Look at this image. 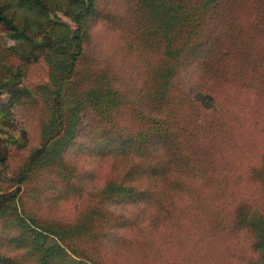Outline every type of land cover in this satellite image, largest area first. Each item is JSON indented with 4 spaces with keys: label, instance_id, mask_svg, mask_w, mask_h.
Segmentation results:
<instances>
[{
    "label": "rangeland",
    "instance_id": "374dc122",
    "mask_svg": "<svg viewBox=\"0 0 264 264\" xmlns=\"http://www.w3.org/2000/svg\"><path fill=\"white\" fill-rule=\"evenodd\" d=\"M38 1L44 9L43 16L16 5L13 0H0V13L10 23L8 26L0 23V254L11 258L24 256L16 238L19 231L8 216L11 213L22 217L27 228L38 233L45 224L82 226L88 222L91 210L100 209L102 215L108 212L115 216L119 225L99 224L102 223L99 212L93 216L87 224L93 234L89 245L92 252L88 254L92 261L87 257L82 264L262 261L248 230L226 232L216 225V221H226L229 215H225L226 211L240 201L235 196V184L229 179L224 182L218 173H211L213 178L206 180H196L197 175L187 177L178 184L179 188L164 185L170 190L166 195L154 189L157 206L153 202L144 210L112 204L104 198L107 196L102 190L104 183H126V172L136 166L138 159L129 150L115 145L101 148L95 139L132 121L127 106L140 105L147 88L151 94L154 78L145 81L143 75L152 69L159 49L147 44L140 33L142 26L138 19L142 11L137 0H91L94 13L90 18L78 17L88 6V0ZM241 1L233 5V12L242 10ZM56 30L66 33L55 35ZM142 35L144 48L136 49V53L132 48L125 49V43L133 45ZM249 48L263 59L254 69L260 74L259 81L252 77L250 66L231 62L220 70L221 78L216 82L202 73H194L196 76L192 77L196 78L191 82L187 75L176 81L175 89L179 91L196 88L217 96L206 110L199 111L188 103L180 105L183 119L179 124L188 123L189 135L190 128L196 132L194 124L199 123L204 129L202 124L208 128L209 119L218 123L216 139L232 155V162L228 160L230 167L226 160L218 161L222 173L228 168L229 173L247 169L257 164L264 152V40L251 42ZM234 51L238 55L236 61L241 62L240 53ZM207 65L213 72V60H208ZM191 68L193 71L196 66ZM104 76L116 88L120 101L125 102L120 121L115 120L114 129L108 126L101 130L96 122L98 117L87 114L83 130L61 155L57 150L51 156L54 162L59 157L61 165L40 167L46 154L45 145L49 151L60 149L55 147V139L63 145L71 136L70 125L79 111L76 96L83 101L85 92L101 86ZM225 121L227 128L223 126ZM208 140L190 138L192 145ZM144 181L132 180V184L143 187L147 182ZM222 187L231 190V194L226 195L225 191L222 198L206 194L208 189L218 191ZM241 189L238 191L247 199L249 213L252 216L261 213L264 225V197L252 187ZM126 218L130 219L125 221ZM39 238L42 248L51 243L45 236ZM75 244L85 246L86 239L80 237ZM66 254L68 262L78 260L69 250ZM60 260L54 256L49 264H58Z\"/></svg>",
    "mask_w": 264,
    "mask_h": 264
},
{
    "label": "trees",
    "instance_id": "16d2710c",
    "mask_svg": "<svg viewBox=\"0 0 264 264\" xmlns=\"http://www.w3.org/2000/svg\"><path fill=\"white\" fill-rule=\"evenodd\" d=\"M13 1L16 5L27 8L33 13L40 12L43 16L44 9L39 7L40 2L38 0ZM73 1L77 2L76 0ZM137 1L142 11V16L138 19L142 26L140 33H143L147 44L159 49L152 69L149 73H145L146 76L143 75L145 81L150 77L154 78L151 94L150 89L147 88L148 92L140 105H132L129 102L131 107H127L130 108L132 121L126 122L128 124L124 126L119 125L116 128L119 132H115L113 126L116 119L120 121L125 102L120 101L121 98L115 93L116 88L104 76L101 86L89 88L85 92L86 97L83 101L79 95L76 96L79 98L77 100L79 111L74 117V122L70 125L71 136L63 145L60 144L59 139L51 138V140L55 139V147L61 148L49 151L46 144L43 148L46 154L39 166L45 167L52 163H55L53 167L60 166V158L58 157L57 161L54 162L55 159L52 160L51 156L57 153V150H60L59 154L61 155L65 147L83 130L82 124L87 114H91V117L96 115L99 129L103 130L110 127L114 129L105 131L104 135H98L95 139L97 145L101 148L107 145H115L119 149H127L138 159L136 166L127 170L126 183L114 181L104 183L102 190L107 194L104 198H107L112 204H124L144 210L146 205L153 202L156 205L157 201L153 198V192L156 189H160L162 194L166 195L170 190L165 189L164 185H168L170 189L179 188L178 184L187 177L197 175L196 180L200 178L206 180L207 177L213 178L211 173H218L224 182L229 179L228 181L235 184V196L240 201L233 209L226 211L225 215L229 214L226 221H216V225L220 230L226 232L239 229L248 230L253 236L252 242L255 251L259 249L263 259L257 263L252 261L251 264H264V225L261 224L263 216L259 215L261 214L259 212L252 216L249 209L246 208L249 205L247 199L238 191L242 190L241 188L250 190L252 187L264 197V152L260 155L257 164L231 173H229L230 169L228 168L222 173V169L218 168V161L226 160L230 167L229 161L232 162V155L230 151L224 150L227 148L216 139L218 123H213L209 119L206 121L208 128L202 124L204 129H201L199 123L194 124L196 132L190 128L189 135L187 134L188 123L185 121L184 124H179V121L183 119V109L180 110V105L188 103L191 107L198 108L199 111L206 110L212 106L217 96L212 91L206 92L196 88H184L181 91L175 89L176 81L180 76L183 78L187 75L189 82H191L196 78L192 77L196 76L194 73H202L204 76L207 74V79L216 82L217 79L221 78L220 70L228 62L233 65L243 63L245 66H250L252 77L259 81L260 74L254 69L261 64L263 59L259 54L252 52L249 47L251 42L264 40V0H242L241 6H239L242 10L234 12L232 7L239 0ZM91 7L92 2L88 0V6L80 11L78 17H92L94 11H91ZM1 22L7 26L10 24L2 13H0ZM64 29L66 28L64 27ZM56 32L55 35H58L59 30ZM143 35L133 45L125 43V49L132 48V51L136 53V49L144 48L146 44ZM252 35L256 40L254 37L252 38ZM234 49L240 53L238 60L241 62L236 61L238 55H235ZM234 56L235 58H233ZM208 60H213L215 66L213 72L207 65ZM192 65L196 66L193 71ZM189 67L190 69H188ZM226 123L227 121L223 126L227 128ZM207 131L209 133L205 134ZM190 138L200 142L204 139L210 140L202 142L201 145L196 141V144L192 145ZM218 152H221L220 155ZM36 153L34 152V157L37 155ZM250 168L251 171H249ZM136 169H138V174ZM140 177L147 181L145 186L133 185L132 180L140 182ZM225 191L226 195L231 194V190L227 191L225 187L218 189V191L208 189L206 194L222 198ZM220 210L222 209H218V211ZM92 211L87 215L88 222L99 212V217L102 220L100 223L96 216L99 224L119 225L118 219L112 214L106 212L105 215H102L100 209ZM255 215L257 217H254ZM8 216L12 219L11 225L16 226L19 231L16 238H18V244L21 246L24 256L23 258H11L0 254V264H49L54 256L61 258L58 264H82V259H86L88 254L92 252L89 245L93 234L90 233L86 221L82 226L70 227L59 223L45 224L41 227L42 231L36 233L27 228L22 217L15 213ZM128 219L130 218H126L125 221ZM40 236H45L46 240L51 243L42 248ZM80 237L86 239L85 246L79 247L75 244ZM116 237L117 235L114 238ZM114 238L113 240H115ZM0 245L2 244L0 243ZM66 250L74 253L73 255L78 260L73 259V262L65 260ZM25 256L27 260H25ZM90 256L88 258L92 261ZM93 258L96 259V257Z\"/></svg>",
    "mask_w": 264,
    "mask_h": 264
}]
</instances>
